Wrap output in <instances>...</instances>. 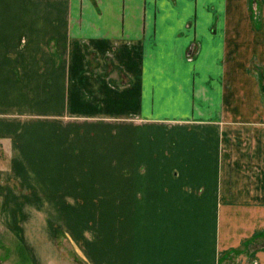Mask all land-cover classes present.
I'll return each mask as SVG.
<instances>
[{
    "label": "crops",
    "instance_id": "obj_1",
    "mask_svg": "<svg viewBox=\"0 0 264 264\" xmlns=\"http://www.w3.org/2000/svg\"><path fill=\"white\" fill-rule=\"evenodd\" d=\"M250 5L0 0V229L89 233L101 264H264Z\"/></svg>",
    "mask_w": 264,
    "mask_h": 264
},
{
    "label": "rangeland",
    "instance_id": "obj_2",
    "mask_svg": "<svg viewBox=\"0 0 264 264\" xmlns=\"http://www.w3.org/2000/svg\"><path fill=\"white\" fill-rule=\"evenodd\" d=\"M250 6L251 9L249 10H240L239 16L252 17L256 20L264 18V0H251ZM211 12L213 16L214 10H208L209 16H211ZM221 14L224 17L225 12H221ZM219 16L221 15L217 14V17ZM257 28L262 29V26H258ZM258 62V59H254L255 65L261 68L263 64ZM258 67H256L254 74L258 70L256 78L258 77L257 80L261 81L263 69H258ZM55 232V234L52 233V230L48 232V241L40 248H29L26 251L21 246L20 240H18V238L21 239L19 234L13 233L9 229H0V264H32L27 261L28 256L35 258L34 264L35 261L37 264L45 263V260L51 258L56 259V262L53 264H101L98 262L101 259V249H96L93 252L88 247L87 240L92 239L91 234L84 233L82 236L77 234L73 235L70 229H66L65 227L63 229H57Z\"/></svg>",
    "mask_w": 264,
    "mask_h": 264
}]
</instances>
